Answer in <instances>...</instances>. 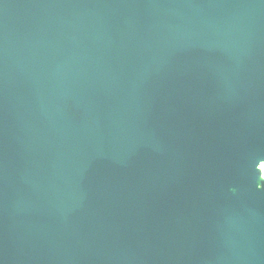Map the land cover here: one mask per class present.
Masks as SVG:
<instances>
[{
  "label": "water",
  "instance_id": "1",
  "mask_svg": "<svg viewBox=\"0 0 264 264\" xmlns=\"http://www.w3.org/2000/svg\"><path fill=\"white\" fill-rule=\"evenodd\" d=\"M264 0H0V264H264Z\"/></svg>",
  "mask_w": 264,
  "mask_h": 264
},
{
  "label": "bare ground",
  "instance_id": "2",
  "mask_svg": "<svg viewBox=\"0 0 264 264\" xmlns=\"http://www.w3.org/2000/svg\"><path fill=\"white\" fill-rule=\"evenodd\" d=\"M263 164V163H262ZM261 164V168H262V171H263V175H264V166Z\"/></svg>",
  "mask_w": 264,
  "mask_h": 264
},
{
  "label": "rangeland",
  "instance_id": "3",
  "mask_svg": "<svg viewBox=\"0 0 264 264\" xmlns=\"http://www.w3.org/2000/svg\"><path fill=\"white\" fill-rule=\"evenodd\" d=\"M262 165L264 166V163Z\"/></svg>",
  "mask_w": 264,
  "mask_h": 264
}]
</instances>
